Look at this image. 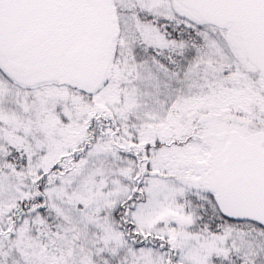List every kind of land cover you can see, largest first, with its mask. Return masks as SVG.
<instances>
[{"label":"snow or ice","instance_id":"snow-or-ice-1","mask_svg":"<svg viewBox=\"0 0 264 264\" xmlns=\"http://www.w3.org/2000/svg\"><path fill=\"white\" fill-rule=\"evenodd\" d=\"M0 264H264V0H0Z\"/></svg>","mask_w":264,"mask_h":264}]
</instances>
